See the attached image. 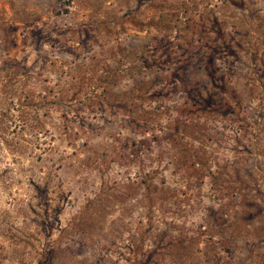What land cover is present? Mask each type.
<instances>
[{"label":"rangeland","instance_id":"rangeland-1","mask_svg":"<svg viewBox=\"0 0 264 264\" xmlns=\"http://www.w3.org/2000/svg\"><path fill=\"white\" fill-rule=\"evenodd\" d=\"M0 264H264V0H0Z\"/></svg>","mask_w":264,"mask_h":264},{"label":"crops","instance_id":"crops-1","mask_svg":"<svg viewBox=\"0 0 264 264\" xmlns=\"http://www.w3.org/2000/svg\"><path fill=\"white\" fill-rule=\"evenodd\" d=\"M232 55H237V54H233V53H232ZM236 58L239 59L237 56H236Z\"/></svg>","mask_w":264,"mask_h":264}]
</instances>
